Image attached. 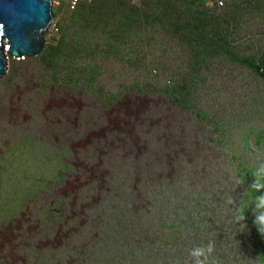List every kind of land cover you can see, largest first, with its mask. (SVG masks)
<instances>
[{
	"label": "rangeland",
	"instance_id": "obj_1",
	"mask_svg": "<svg viewBox=\"0 0 264 264\" xmlns=\"http://www.w3.org/2000/svg\"><path fill=\"white\" fill-rule=\"evenodd\" d=\"M53 12L59 31L45 51L10 59L0 80V264H194L191 250L209 243L207 264H264L251 188L264 164V0H93ZM198 23L222 30L213 55ZM119 29L128 40L113 39ZM191 82L192 97L169 94ZM120 180L147 189L129 237L132 207H100ZM157 198L166 215L149 220Z\"/></svg>",
	"mask_w": 264,
	"mask_h": 264
},
{
	"label": "water",
	"instance_id": "obj_2",
	"mask_svg": "<svg viewBox=\"0 0 264 264\" xmlns=\"http://www.w3.org/2000/svg\"><path fill=\"white\" fill-rule=\"evenodd\" d=\"M53 0H0V80L10 59L23 61L41 55L56 21Z\"/></svg>",
	"mask_w": 264,
	"mask_h": 264
},
{
	"label": "trees",
	"instance_id": "obj_3",
	"mask_svg": "<svg viewBox=\"0 0 264 264\" xmlns=\"http://www.w3.org/2000/svg\"><path fill=\"white\" fill-rule=\"evenodd\" d=\"M176 13L177 11V4L176 2L174 3H171V4H168L167 6H165L164 8V12L167 14L169 12H172ZM178 25V30H181L182 28L179 27V23L177 21V24L176 26ZM193 28H196L197 30L200 31V33L197 35L198 38L200 39V42L201 43H208V46L210 47H205L207 49V52H210L211 55L214 54V46L216 45V43L214 42V37H211L210 35L211 34H214V35H219L221 36V33H222V30L220 28L217 27V30L216 28H213V32L212 33V30L209 29V26L208 25H202L200 23L196 24L193 26ZM142 30V27L140 26L139 31ZM192 32V31H191ZM113 32H111L112 34ZM115 34H116V37H113V39H115L117 42L118 40L121 38V35H124L125 38L124 39H127L128 40V37H127V33L125 30L123 29H119V30H116L115 31ZM139 36V34H137ZM129 36V35H128ZM123 39V40H124ZM122 40V41H123ZM122 41H120V43H122ZM57 49V48H56ZM56 49H52V50H56ZM117 50L119 48H116ZM116 50V51H117ZM119 52V51H118ZM221 52L223 51H220L218 52V54H220ZM201 54H206V52H201ZM51 57L48 58V62H51L54 58L53 56H55V54L53 52L50 53ZM49 56V53L47 55H45V57ZM207 59L205 58V61ZM150 85V84H149ZM196 83L195 82H191V85H183L181 88H175L174 91H173V94L172 93H169L170 95H172V97L176 96V95H182L184 90L188 89V97H192L193 96V92H194V87H195ZM151 87V90L154 89V87H152V85H150ZM192 89V90H191ZM190 90V91H189ZM177 102H179L180 104H183L184 102H181L179 101V99L177 100ZM185 110H187L186 107H184ZM197 116L202 119V114L201 113H198ZM37 142L39 143L40 141L38 139H36ZM116 159H120L118 156H116ZM99 161V159H97ZM79 175H81L79 173ZM186 176V175H185ZM184 176V177H185ZM83 177H86L85 175H83ZM187 182V179H184V184ZM114 184V181H110L109 184H107V186L105 187L107 191L108 190V193L110 195V198L111 200H109L106 204H100V207H104L106 209H112V208H118V207H121V206H124V205H128L132 207V212H130L128 214V222L126 223L125 226H122V230L125 232V234L128 236V232L130 233V235H136L135 233H133L131 230H130V226H135V225H138L141 227L142 225V222L143 220H141V218L144 219L145 221V215H144V212H141V211H138L140 216L138 215V212L136 211V207L138 205V200L142 199L143 198V194L141 191H144L145 194L147 189H142V186L140 185V183L138 184L137 187H135L136 189L133 191H131V186H127L126 182L125 181H118L116 183V185L112 188L108 187V185H113ZM185 189H187V187L189 188L188 186V183H186L185 185ZM104 187L102 186H99L96 190L98 191H101ZM129 188V189H128ZM183 189V187H182ZM137 194V195H136ZM141 194V196H140ZM84 200H89L88 196L85 194L84 195ZM164 200L162 199L160 202H159V199L157 198L156 200H150L149 202H147V204L149 205V207L147 208V213H146V217L151 220V219H159V220H162L164 218V216L166 215V212L164 210H160L158 208V205L160 206H163L164 205ZM135 210H134V209ZM100 216H104L105 213L103 215H101V212H99ZM168 223H171L170 220L166 221V223L160 221V229L158 230V238L161 242H163V238H164V233H165V230L167 228V224ZM173 229V228H172ZM161 230V231H160ZM128 231V232H127ZM147 232V231H146ZM129 237V236H128ZM109 242V241H108ZM106 258H109V260H113L114 257H109L107 256ZM109 262V261H108Z\"/></svg>",
	"mask_w": 264,
	"mask_h": 264
},
{
	"label": "clouds",
	"instance_id": "obj_4",
	"mask_svg": "<svg viewBox=\"0 0 264 264\" xmlns=\"http://www.w3.org/2000/svg\"><path fill=\"white\" fill-rule=\"evenodd\" d=\"M92 1L93 0L84 1V2H92ZM83 3H81V4H83ZM221 6L223 7V5H221ZM55 24L56 23H54V25ZM54 25H53V27H54ZM23 61H25V60H23ZM251 188L256 192L261 193L260 195H258L255 198L254 214H255V223H256L259 231L261 233H264V164H261L260 166H258L254 170L253 182L251 184ZM236 220H237V222H241V221L245 220V215H243V214L237 215ZM213 251H214V245L212 243H209L206 248L205 247H197L195 249H192L190 252V255L194 259V264H207L208 257Z\"/></svg>",
	"mask_w": 264,
	"mask_h": 264
},
{
	"label": "built area",
	"instance_id": "obj_5",
	"mask_svg": "<svg viewBox=\"0 0 264 264\" xmlns=\"http://www.w3.org/2000/svg\"><path fill=\"white\" fill-rule=\"evenodd\" d=\"M84 1H89V0H53L54 4L59 5V6H61L63 4L78 6L81 3H83ZM221 5H223V3H221ZM53 29L59 31V29L57 28V24L54 25Z\"/></svg>",
	"mask_w": 264,
	"mask_h": 264
}]
</instances>
